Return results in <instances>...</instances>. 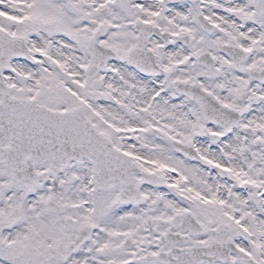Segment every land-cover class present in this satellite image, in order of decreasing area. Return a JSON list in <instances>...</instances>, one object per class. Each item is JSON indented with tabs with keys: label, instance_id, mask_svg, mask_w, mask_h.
<instances>
[{
	"label": "snow or ice",
	"instance_id": "snow-or-ice-1",
	"mask_svg": "<svg viewBox=\"0 0 264 264\" xmlns=\"http://www.w3.org/2000/svg\"><path fill=\"white\" fill-rule=\"evenodd\" d=\"M0 264H264V0H0Z\"/></svg>",
	"mask_w": 264,
	"mask_h": 264
}]
</instances>
